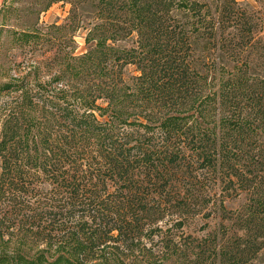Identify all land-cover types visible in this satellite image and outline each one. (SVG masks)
I'll return each instance as SVG.
<instances>
[{
  "label": "trees",
  "instance_id": "1",
  "mask_svg": "<svg viewBox=\"0 0 264 264\" xmlns=\"http://www.w3.org/2000/svg\"><path fill=\"white\" fill-rule=\"evenodd\" d=\"M57 2L63 23L36 16L11 39L13 61L53 79L0 84V244L60 253L14 264H264L259 11L30 0L27 14Z\"/></svg>",
  "mask_w": 264,
  "mask_h": 264
},
{
  "label": "rangeland",
  "instance_id": "2",
  "mask_svg": "<svg viewBox=\"0 0 264 264\" xmlns=\"http://www.w3.org/2000/svg\"><path fill=\"white\" fill-rule=\"evenodd\" d=\"M238 1L243 4H249L251 8L259 11L263 18L262 34H264V0ZM29 2L30 0H0V84L12 79H20L26 74H29L31 79L34 78L40 82H49L55 75L53 69L41 68L40 66L36 68L38 64L34 61H26L23 65L13 61L14 59L12 60L11 56L13 54L17 56L19 49L18 47L15 48L16 43L11 39L14 33L25 29L26 25L36 21V16L37 27L39 28L51 23H63L68 16L70 5L65 2H57L51 5L49 9L42 11L39 15H28ZM75 41L78 46L74 53L84 52L86 45L83 39V32H77ZM18 59L16 57L15 60L18 61ZM2 68L6 71H3ZM132 69V66H128L127 72H131ZM58 253H60L59 248L48 249L43 245L32 248L16 244H0V256H3L7 260L5 261L7 264H14V258L18 254H22L23 258L37 257L41 254L42 260H49L56 257Z\"/></svg>",
  "mask_w": 264,
  "mask_h": 264
}]
</instances>
